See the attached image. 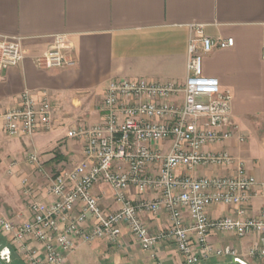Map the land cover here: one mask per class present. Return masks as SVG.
Segmentation results:
<instances>
[{"label": "built area", "instance_id": "1", "mask_svg": "<svg viewBox=\"0 0 264 264\" xmlns=\"http://www.w3.org/2000/svg\"><path fill=\"white\" fill-rule=\"evenodd\" d=\"M187 78L183 83L139 79H113L104 92L99 122L79 125L68 136L83 142L84 157L73 168L48 177L47 201L39 200L27 179L25 197L30 216L15 223L0 218L7 235L25 264H65L79 242L104 240L119 244L127 230L141 249L155 258L163 241L172 242L186 264H202L212 257H238L231 247L216 248L208 240L211 230L239 238L256 235L248 254L264 264V205L249 213L255 189H264L248 171L247 163L226 149L215 147L236 139L245 143L232 111V93L218 78L204 73V55L233 47V37H211L203 25H191ZM73 45L67 35L37 57L40 67L74 65ZM25 51L18 37L0 40V69L22 63ZM0 127L11 138L33 136L53 127V108L45 93L38 99L24 91L15 106L0 112ZM165 145H168L165 147ZM27 160L41 168L39 154ZM199 167L229 169L230 174L191 176L178 174ZM108 184L118 207L106 211L94 189ZM131 188L154 198L133 200ZM237 207V217L210 218L213 205ZM166 212L169 225L152 232L141 213Z\"/></svg>", "mask_w": 264, "mask_h": 264}, {"label": "crops", "instance_id": "2", "mask_svg": "<svg viewBox=\"0 0 264 264\" xmlns=\"http://www.w3.org/2000/svg\"><path fill=\"white\" fill-rule=\"evenodd\" d=\"M203 25L211 37H233L235 44L204 55V73L219 79L232 93V111L247 141L218 144L247 163L248 171L264 182V0H0V40L18 37L25 58L17 66L0 69V112L15 106L21 93L31 91L38 99L46 93L53 108V127L33 136L11 138L0 127V177L12 181L30 178L35 195L49 199V181L28 162L39 154L42 169H70L84 157L83 142L68 136L70 129L99 122L100 107L113 79L174 81L187 78L188 47L194 35L191 25ZM67 35L74 65L42 68L37 57L52 47L55 37ZM168 145H165L167 147ZM178 174L227 175L229 169L199 167ZM37 175V176H36ZM5 179V178H4ZM94 192L106 211L118 205L112 188L101 183ZM133 200L154 198L137 194ZM264 205V189L257 187L249 205L256 215ZM30 216L29 208L26 210ZM210 218L237 217V207L213 205ZM154 233L165 229L168 213H141ZM214 247H231L249 264H262L249 256L256 235L239 238L230 232L211 230ZM5 250H7L5 248ZM232 256L212 257L202 264L230 261ZM65 264H186L175 245L163 241L155 258L143 251L129 231L119 244L96 240L82 242Z\"/></svg>", "mask_w": 264, "mask_h": 264}, {"label": "rangeland", "instance_id": "3", "mask_svg": "<svg viewBox=\"0 0 264 264\" xmlns=\"http://www.w3.org/2000/svg\"><path fill=\"white\" fill-rule=\"evenodd\" d=\"M61 171H62L61 169L59 170L55 168L44 169V171H39L38 176H40L39 177L40 179L44 178V181H48L49 180L48 177L49 178L53 177L54 175L58 174ZM25 179H27L28 184L31 187L32 184L30 178L27 176L21 179H19L18 177L16 181H12V179H10L8 176L0 177V218H6L11 221H14L15 223H20L25 221L29 217V214L26 211L29 208V201H28L29 199L25 197V186H24ZM36 198L39 199L37 196ZM82 243L90 245L93 242L91 243L82 242ZM5 248L7 250H5ZM76 248L72 252H74ZM0 264H25L22 256L19 255L16 252L15 247L11 245L9 237L1 231H0Z\"/></svg>", "mask_w": 264, "mask_h": 264}, {"label": "water", "instance_id": "4", "mask_svg": "<svg viewBox=\"0 0 264 264\" xmlns=\"http://www.w3.org/2000/svg\"><path fill=\"white\" fill-rule=\"evenodd\" d=\"M212 264H249V263L239 257H233L230 261L217 262Z\"/></svg>", "mask_w": 264, "mask_h": 264}]
</instances>
